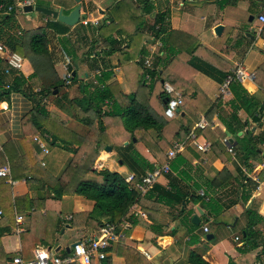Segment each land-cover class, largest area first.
I'll return each instance as SVG.
<instances>
[{
    "label": "crops",
    "instance_id": "obj_1",
    "mask_svg": "<svg viewBox=\"0 0 264 264\" xmlns=\"http://www.w3.org/2000/svg\"><path fill=\"white\" fill-rule=\"evenodd\" d=\"M26 1H30L32 6L55 11L62 9L63 15H68L77 5L73 0ZM37 1L46 4L38 5ZM119 1L80 0L79 23L64 36L53 35L49 49L54 68L60 78L67 69L71 74L74 72L79 83L94 84L93 75L96 70L101 69L102 87L108 86L114 100L124 107L128 104L127 95L130 93V70L124 73L116 53L106 57L107 49L101 48L96 52V56L91 49V41L100 45L104 36L111 35L114 39H124L127 42L125 34L121 37L118 35L122 23L126 21L125 14L119 10L112 11ZM153 1L155 13H168V41L174 48L185 51L200 46L204 51H199L198 55L221 71H227L228 68L230 71L239 64L244 71L255 73V81L237 82V85L260 102L261 121L259 124L254 122L243 109L237 112V119H231L232 109L228 102L233 97L232 93L222 98L219 95L221 83L202 74L196 75L194 86L213 108L207 117H199L205 119L207 127L218 128L224 133L235 155L227 152L222 138L218 142L210 143L199 136L196 141H206L210 148L206 153L197 150L189 139L196 123H192L181 110L178 118L184 125L191 127V132L183 142L178 143L182 144V147L169 162V172L159 176L149 192L147 191L149 199L145 198L144 204H134L128 210L123 220H127L129 227L123 231V238L110 243L106 258L111 264H190L192 254L201 257L208 264H253L262 261L264 253L260 251L264 250V26H261L256 16L264 8V0ZM21 4L17 1L16 5L20 10L16 11V15L22 30L46 26V18L37 12L24 13ZM145 19L152 20V17L147 16ZM83 20L97 21L98 25H83ZM219 25L223 27V31L220 36H216L214 29ZM78 26L81 27L76 30ZM99 27L103 28L98 32ZM148 34L146 33L142 46L148 52L144 58L149 59L152 64L153 57L159 50L156 46L159 42L153 41ZM61 37L70 38V48L66 49L68 54L63 51ZM0 58L3 60L0 71L4 73L5 57L0 54ZM139 59L138 57L136 62ZM24 60L15 90L9 91L7 97L0 101V168L8 166L12 180V183H9L7 178L0 177V211H5L10 217V222L5 224L9 231L0 238L2 250L8 258L6 263L16 255L31 259L36 248L48 249L64 258V254L71 251L74 243L96 237L99 231L92 226H84L80 221L70 224L74 215L92 211V201L81 196H63L59 202L49 200L34 210L30 208V200L47 197L52 192L47 185H42L41 181L27 182L29 174L26 178H16L33 170L54 183L74 157L72 152L49 146L47 142L48 153L45 154L33 141L34 137L43 140L40 133H33L28 115L35 107L30 95L39 91V84L31 80L33 70L29 62ZM178 62L181 66L184 63L176 60L170 68H173L171 74L180 81L183 77L177 75ZM9 77L8 83L12 81ZM76 90V85L64 89L69 92L71 98L77 96ZM42 103H45V109L55 114L60 121L52 127L54 133L60 139L72 143L71 149H76V136L85 133L83 125L71 119L65 112L57 110L46 100ZM110 123L109 119L105 121L111 131L120 132L115 139L117 143L114 142L115 148L110 147L111 151L104 150L98 156L92 170L99 172L106 169L118 173L123 179L130 174L134 175L119 159L115 152L117 148L132 164V168L142 176L144 172L141 173V169L136 168L130 159V150L124 149L130 142L129 136L121 125L117 128L112 127ZM225 123L234 132H229ZM45 126L51 130L50 124ZM249 134L250 137L259 139L257 142L255 140V144L260 157L258 160L249 157L246 163L242 146L245 136L249 137ZM136 135L135 142L131 139L132 151L137 152L154 169L160 167L166 152H162L146 133ZM147 172L150 171L145 173ZM244 179L250 180L251 184H245ZM253 184H256V189L251 191L249 199L245 201L247 191ZM248 209L254 213L248 214ZM18 215L24 218L21 225L24 230L19 233L16 231ZM193 216H197L198 224L192 223ZM69 217L71 218L68 219ZM256 217L261 220L257 222ZM59 221L62 224H59ZM250 221L257 224L249 228V231L260 232L263 239L258 248L242 252L240 249L245 245L244 231H248ZM205 227L207 232H204ZM75 234L79 235V239L72 242ZM207 236L212 238L207 239ZM92 264L100 262L92 260Z\"/></svg>",
    "mask_w": 264,
    "mask_h": 264
},
{
    "label": "trees",
    "instance_id": "obj_2",
    "mask_svg": "<svg viewBox=\"0 0 264 264\" xmlns=\"http://www.w3.org/2000/svg\"><path fill=\"white\" fill-rule=\"evenodd\" d=\"M17 1L23 3L26 0H0V5H3L4 9L12 8L8 15H2V11H0V43L7 51L17 53L29 62L33 70L30 78L39 84V91L30 95L35 104V107L28 114L33 133H40L45 144L47 142L49 146L72 152L74 157L54 183L49 182L46 177L33 170L16 178H26V175L29 174L26 178L27 182L38 183L41 181L42 185H47L52 192L47 197H39L35 201L30 200V208L32 207L34 210H37L39 205L41 206L42 203L49 200L59 202L63 196H81L92 201L94 207L89 213L74 215L70 224H76L77 221H80L83 222L84 226H92L96 230H100L106 223H112L118 227L134 204H144L145 198L149 199L147 194L149 191L145 194L138 191L136 185L139 182L140 173L132 168V164L123 156H119L123 165L134 172V178L130 183H125L123 177L116 172L106 169L99 172L92 170L94 162L104 151L105 146L114 148L115 139L117 134L120 133L119 131H116V133L111 131L105 121L109 119L112 127L122 126L130 141L124 149L130 150V159H132L136 168L141 169V173L144 172L141 175H144L146 171L151 172L154 168L143 160L137 152L132 151L131 139L136 138V134L146 133L162 152H167L174 143L183 142L191 132V127L184 125L179 119L167 118L164 115L166 101L172 96L165 93L163 82H168L175 91L182 94L181 110L190 118L192 123H197L200 115L207 117V114L211 113L213 108L211 103L194 86L195 76L202 74L217 83H222L229 73V68H226L227 71H221L203 60L198 55L199 51H204L200 46H194L185 51L174 48L168 41L170 30L168 13L166 11L155 13L153 0H136L137 3L132 0H120L113 6L112 11L116 10L117 12L119 10L125 14L124 19L126 21L122 23L118 35L121 37L122 34H125L127 42L124 39H114L111 35L104 36L100 45L92 40L93 48L91 49L94 50L96 56V52L101 48L107 49L105 51L106 57L116 53L119 66L123 68L124 73L127 70L134 73L132 80L128 81L130 88V93L127 95L128 104L122 107L114 100L113 93H111L108 86L100 87L103 84L101 82L102 74L100 77L94 78L97 84L92 82L83 84L79 83L73 72L70 86H77V96L71 98L69 92L63 90L65 89L64 80L59 77L54 68L49 45L53 35L64 36L73 27L66 26L40 14L47 19L45 27L22 30L16 15V11L20 10V7L16 5ZM113 14L114 12H112ZM147 16L152 17L151 23L145 19ZM80 27H76V30ZM102 28L99 27L98 32ZM147 31L154 41L160 43V48L153 57L150 68H145L142 63V59L148 55V52L142 46ZM62 39V41L70 42L68 37ZM124 42L127 44L126 46ZM63 45V51L68 54ZM134 47L135 50H132ZM138 57L140 59L136 62ZM176 60L184 62L182 66L178 62L177 75L183 77L180 81L171 74L173 68L170 67ZM2 63L3 60L0 58V65ZM146 75L149 76L148 81L145 80ZM7 77L9 76L0 71V86L8 83ZM18 80V77H13L8 90L0 88V101L7 97L9 91L15 90ZM229 90L233 95L228 102L229 107L232 109L231 119H237V112L243 109L254 122L259 124L261 121L259 114L262 111L260 102L249 96L242 87L237 85V82L231 83ZM55 91L56 93H54ZM43 100L50 101V104L57 110L65 112L71 119L83 125L85 133L76 136L78 143L76 149H71L72 143L60 139L54 133L52 127L60 121L55 114L45 109V103H42ZM47 123L50 124L52 131L45 126ZM225 126L229 132H234L227 123H225ZM193 132L197 137L202 136L210 143L225 138L224 133L218 128H196ZM245 138L242 146V151L245 154L244 161L247 163L249 157L258 160L260 155L257 153L255 140L257 142L259 139L250 137V134L249 137L245 136ZM165 162L166 155L160 166ZM244 180L245 184H251L250 180ZM255 189L256 184H253L251 189L247 191L245 201L249 199L251 191ZM179 196L182 199V195L179 194ZM246 212L248 214L254 213L251 209ZM5 214V211L3 213L1 210L0 238L9 231L5 224L7 221L10 222V217ZM256 219L257 222L261 220L260 217H256ZM257 222L250 221L248 223V231H244L245 245L242 246L240 251L246 252L258 248L259 242L263 239L262 234L249 231V228ZM59 224H62V222L59 221ZM260 253H264V250ZM69 254L70 252H66L64 259ZM7 259L0 244V264H6ZM189 263L208 264L201 257L193 254L190 256ZM100 264L111 263L108 258H105Z\"/></svg>",
    "mask_w": 264,
    "mask_h": 264
},
{
    "label": "built area",
    "instance_id": "obj_3",
    "mask_svg": "<svg viewBox=\"0 0 264 264\" xmlns=\"http://www.w3.org/2000/svg\"><path fill=\"white\" fill-rule=\"evenodd\" d=\"M136 1V0H132ZM22 7L25 5H31L30 1H26L21 4ZM3 5H0V11H2V15H8L10 11H12L11 7L4 9ZM257 21L264 26V8L261 10L260 13L256 16ZM81 24L88 25L91 24L93 27H97V21H81ZM160 46V43L157 45ZM0 54L5 57V64L6 67L4 69V74L9 75L11 78L19 77L22 73V67L24 63V58L21 57L19 54L7 51L2 44L0 43ZM69 63V62H67ZM143 66L145 68H150L151 63L150 60L147 58L142 59ZM13 73V74H11ZM101 69L95 71L93 75V79L95 77L101 76ZM64 85L65 87L70 86V79L71 73L66 69L63 75ZM255 73L253 72H246L243 68L237 64L235 65L229 73L225 76L224 80L220 84L219 87V95L220 97H227L230 95V84L233 82L243 83V82H253L255 81ZM145 80H149V76H145ZM94 83L97 82L94 79ZM9 84L6 83L0 86L1 89L8 90ZM102 88V86H100ZM163 89L167 95H171L172 97L166 101V106L164 109V115L167 118H178L181 111V104H182V94L174 90V88L168 83L163 82ZM264 89V88H263ZM207 123L204 118H200L199 121L195 125V129H203L207 127ZM189 139L194 147L201 151L202 153H206L209 148L210 144L206 141L202 143H198L196 141L197 136L194 132H191ZM33 141L43 153L47 154L48 150L46 144L43 142L42 139L39 137H34ZM222 143L226 146L227 152L232 156L235 155L234 150L228 144L227 138L222 139ZM182 144L175 143L173 147L166 152V162L158 167L155 168L151 172H147L144 175L139 177V182L136 185V188L141 194L147 193V191L151 188L153 183L157 180V178L163 174H167L169 172V162L175 157L176 153L181 149ZM0 177L7 178L9 183H12L10 179V171L8 166H4L0 168ZM134 178L133 174L128 175L124 178L125 183H130ZM1 214V211H0ZM69 217L68 219H70ZM23 216L18 215L16 216V231L17 233L24 230L21 225L23 223ZM129 227L127 220L121 221L118 227L112 223H106L99 231L96 237L82 239L76 243H74L71 247L70 254L67 258H61L60 256L51 253L48 249L44 248H36L33 251V257L31 259H23L22 257L16 255L8 260L6 264H91L92 260H96L101 262L106 258V250L108 249L110 243L118 241L120 238L124 237V230H127ZM23 232V231H22ZM204 232H207V228H204ZM237 241L238 238H235ZM253 264H264V260L256 261Z\"/></svg>",
    "mask_w": 264,
    "mask_h": 264
},
{
    "label": "water",
    "instance_id": "obj_4",
    "mask_svg": "<svg viewBox=\"0 0 264 264\" xmlns=\"http://www.w3.org/2000/svg\"><path fill=\"white\" fill-rule=\"evenodd\" d=\"M73 1L77 5L68 15H63L62 9L55 11L52 9H48V8H44V7H38V6H32V5H25V6H23L22 10L24 13L37 12V13L42 14L48 18H51L52 20H56V21L66 25V26L74 27L79 23L81 6H80V0H73ZM250 18H251L250 20H252L253 17L251 16ZM222 31H223V27L220 25L214 29V33L216 34V36H220ZM54 93H56V91ZM226 135L229 137L228 133H226ZM132 142H135V138L132 139ZM125 145H127V143H125ZM105 151H111V149L106 148ZM192 223L198 224L197 216L192 217ZM211 238L212 237L207 236V239H211ZM69 250H70V248L67 249V251H69Z\"/></svg>",
    "mask_w": 264,
    "mask_h": 264
},
{
    "label": "rangeland",
    "instance_id": "obj_5",
    "mask_svg": "<svg viewBox=\"0 0 264 264\" xmlns=\"http://www.w3.org/2000/svg\"><path fill=\"white\" fill-rule=\"evenodd\" d=\"M36 4H38V5H45L46 3H43L42 1H37ZM34 14L37 15V13H34ZM254 14H255V13H254ZM149 22L151 23L152 20L150 19ZM148 24H149V23H148ZM148 24H147V25H148ZM76 26H77V25H76ZM144 32H145V29H144ZM146 33H149V32L147 31ZM148 35H149V37H151L152 40H153V37L151 36V34L149 33ZM153 41H154V40H153ZM63 44H64V45H63ZM61 45H63V47H64L65 49L70 48V42L62 41V42H61ZM156 46H157V45H156ZM157 47L160 48V46H157ZM132 50H135V47H134ZM128 72H129V74L134 75V73H131V71H128ZM65 89H66V87H65ZM67 89H68V88H67ZM63 90H64V89H63ZM47 102H48V101H47ZM48 103H50V101H49ZM176 119H179V118H176ZM106 148H110V146H105L104 150H106ZM114 148H115V147H114ZM102 152H104V151H102ZM115 152L117 153L118 157H119V156H123V155L121 154V152L118 151L117 148L115 149ZM78 239H79V235L75 234L74 237H73V239H72L71 241L74 242V241H77Z\"/></svg>",
    "mask_w": 264,
    "mask_h": 264
},
{
    "label": "bare ground",
    "instance_id": "obj_6",
    "mask_svg": "<svg viewBox=\"0 0 264 264\" xmlns=\"http://www.w3.org/2000/svg\"><path fill=\"white\" fill-rule=\"evenodd\" d=\"M102 157H104V156H102Z\"/></svg>",
    "mask_w": 264,
    "mask_h": 264
}]
</instances>
